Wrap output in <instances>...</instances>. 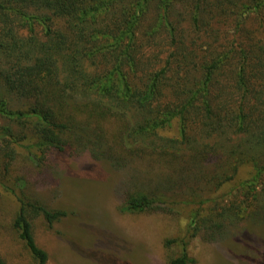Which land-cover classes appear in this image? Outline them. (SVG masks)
<instances>
[{"label": "trees", "instance_id": "trees-1", "mask_svg": "<svg viewBox=\"0 0 264 264\" xmlns=\"http://www.w3.org/2000/svg\"><path fill=\"white\" fill-rule=\"evenodd\" d=\"M155 2L0 0V165L9 170L15 145L30 133L37 147L31 161L47 168L53 155L86 150L93 142L87 131L96 124L98 141L92 144L113 166L128 160L125 154L158 155L172 173L171 189L147 185L126 193L125 212L164 213L171 191L176 196L178 189L219 188L245 164L253 167L247 183L253 202L264 207V41L242 37V44L201 63L194 49L180 50L182 38L195 42L201 25L222 21L230 22L237 41L252 14L264 15V0H158L153 24L146 26ZM186 17L188 29L179 32ZM159 28L181 36L165 64L147 56ZM107 117L124 122L116 145H106L97 133ZM174 121L179 136L161 135ZM25 184L18 179V186ZM65 215L38 199H20L13 226L36 264H47L49 256L36 242L33 219L53 223ZM199 231L192 220L190 232ZM173 245L180 252L169 264L194 262L185 239L166 241ZM0 264L8 263L0 256Z\"/></svg>", "mask_w": 264, "mask_h": 264}, {"label": "rangeland", "instance_id": "rangeland-1", "mask_svg": "<svg viewBox=\"0 0 264 264\" xmlns=\"http://www.w3.org/2000/svg\"><path fill=\"white\" fill-rule=\"evenodd\" d=\"M156 2L149 20L144 22L146 26L153 24L158 12ZM263 16L252 14L242 36L237 32V41L230 37L236 35L230 22L209 28L201 25L196 41L182 38L185 45L180 50L194 49L195 59L201 63L217 56L224 47L227 52L242 44V37L264 41ZM188 22L186 17L177 25L179 32L188 29ZM19 29L26 33L23 27ZM152 32L147 56L153 54L157 62L165 64L180 43V33L175 32L173 37L163 28ZM232 67L226 65L225 73ZM95 126L87 131L93 142L98 141L93 134ZM123 126V120L107 117L97 133L106 145H116ZM159 132L177 138V121ZM28 135L15 145L16 155L9 170L0 165V256L8 264H36L13 226L20 199L24 198L38 199L55 211L66 212L53 223L42 218L32 221L36 242L48 253L47 264H169L170 257H176L180 249L176 245L166 247L168 239L188 242L189 256L194 261L191 264H264V207L253 202L254 191L247 184L253 175L252 165H242L234 179L219 188L202 185L194 191L178 189L176 196V191H171L173 202L164 213H128L121 208L126 193L147 185L173 188L166 158L125 154L128 160H119L120 153L117 157L121 164L113 166L92 142L86 150L81 147L53 155L49 167L39 168L31 161V153L37 151L36 140ZM214 162L211 159L206 165ZM20 178L25 180L24 188L18 186ZM172 179L180 181L178 176ZM234 209L235 217L230 219V210ZM224 213L229 216L225 218ZM192 220H197L200 227L195 236L190 232Z\"/></svg>", "mask_w": 264, "mask_h": 264}]
</instances>
